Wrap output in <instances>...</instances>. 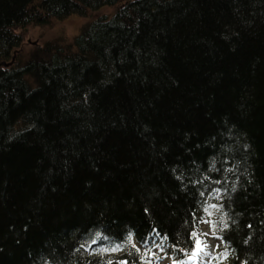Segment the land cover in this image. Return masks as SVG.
I'll return each instance as SVG.
<instances>
[{"label": "trees", "instance_id": "1", "mask_svg": "<svg viewBox=\"0 0 264 264\" xmlns=\"http://www.w3.org/2000/svg\"><path fill=\"white\" fill-rule=\"evenodd\" d=\"M207 215L264 264V0H0V264H184Z\"/></svg>", "mask_w": 264, "mask_h": 264}, {"label": "rangeland", "instance_id": "2", "mask_svg": "<svg viewBox=\"0 0 264 264\" xmlns=\"http://www.w3.org/2000/svg\"><path fill=\"white\" fill-rule=\"evenodd\" d=\"M112 11V8L102 7V9L91 14L90 20L98 16L110 15ZM88 19L79 15H71L65 19H53L45 26L32 24L27 28L23 36L24 40L21 49L24 54H27L31 48L43 46L48 41L62 44L70 43L73 36L79 33L80 27L89 21ZM210 221V216H205L197 229L198 241L203 244L199 250L201 254H199L200 260L198 264H212L211 259L222 247L220 238L212 233ZM153 243L152 249L147 254L149 258H153L158 264H175L171 254L166 253L169 247L162 239L155 236ZM185 264H188V260H186Z\"/></svg>", "mask_w": 264, "mask_h": 264}, {"label": "bare ground", "instance_id": "3", "mask_svg": "<svg viewBox=\"0 0 264 264\" xmlns=\"http://www.w3.org/2000/svg\"><path fill=\"white\" fill-rule=\"evenodd\" d=\"M203 246L201 241L197 242V246L192 254V256L188 259V264H198L200 258H199V254H201V252H199L200 248ZM205 248V247H204Z\"/></svg>", "mask_w": 264, "mask_h": 264}, {"label": "water", "instance_id": "4", "mask_svg": "<svg viewBox=\"0 0 264 264\" xmlns=\"http://www.w3.org/2000/svg\"><path fill=\"white\" fill-rule=\"evenodd\" d=\"M2 64H4V65H7V64H10V62H9V63H6V62H2Z\"/></svg>", "mask_w": 264, "mask_h": 264}]
</instances>
